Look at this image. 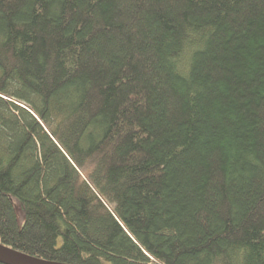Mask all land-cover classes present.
<instances>
[{
  "label": "trees",
  "instance_id": "16d2710c",
  "mask_svg": "<svg viewBox=\"0 0 264 264\" xmlns=\"http://www.w3.org/2000/svg\"><path fill=\"white\" fill-rule=\"evenodd\" d=\"M0 244L264 264V0H0Z\"/></svg>",
  "mask_w": 264,
  "mask_h": 264
},
{
  "label": "water",
  "instance_id": "95a60500",
  "mask_svg": "<svg viewBox=\"0 0 264 264\" xmlns=\"http://www.w3.org/2000/svg\"><path fill=\"white\" fill-rule=\"evenodd\" d=\"M0 264H57L40 258L26 256L17 250L0 244Z\"/></svg>",
  "mask_w": 264,
  "mask_h": 264
}]
</instances>
